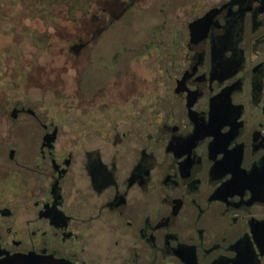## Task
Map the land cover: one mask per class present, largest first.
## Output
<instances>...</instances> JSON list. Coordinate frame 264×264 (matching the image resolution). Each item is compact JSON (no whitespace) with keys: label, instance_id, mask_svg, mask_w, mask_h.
<instances>
[{"label":"flooded vegetation","instance_id":"af4514ba","mask_svg":"<svg viewBox=\"0 0 264 264\" xmlns=\"http://www.w3.org/2000/svg\"><path fill=\"white\" fill-rule=\"evenodd\" d=\"M73 1L0 0V264H264V0Z\"/></svg>","mask_w":264,"mask_h":264},{"label":"rangeland","instance_id":"374dc122","mask_svg":"<svg viewBox=\"0 0 264 264\" xmlns=\"http://www.w3.org/2000/svg\"><path fill=\"white\" fill-rule=\"evenodd\" d=\"M75 1V0H74ZM187 0H184V2H186ZM77 13H74V16L77 17V23H72V22H68L65 23V25L63 27H61V33H59V38H70V37H75L77 34V31H81L83 29L82 26V22L84 21V17L83 15L80 13L81 10H77ZM155 11V10H154ZM58 15L61 18L65 19V12L61 9L59 12H57ZM155 18V19H154ZM153 21H157V18L154 16V14H150L149 12H147V14H140V13H127L124 15L123 19L119 22H117L116 24L112 23L110 24L105 31L104 34L102 32L101 40L100 42L95 46L94 51L96 54L104 52L106 53V55H109L112 53V49H113V43L114 41H118V39H123V40H127V42H124L125 45H123L122 47H126V48H131V44H136L137 43V50L142 49V43H145V39L144 37L149 38L150 36L147 34L148 32V27L150 25V23H152ZM64 23V22H63ZM73 31L72 35L71 32ZM8 30H5V28H2V30H0V44H2L3 50L4 52L8 53H16L17 52V48L16 45L15 47L10 46V43H17L19 42L21 39L18 36H13V35H9ZM9 35V36H8ZM98 37V36H97ZM99 38V37H98ZM97 39V38H96ZM2 40V41H1ZM136 42V43H135ZM97 43V40H95V44ZM15 48V49H13ZM57 54V68H58V73L60 71V73L58 75H62L64 81L61 83V79L59 80V93H49V92H42L41 98L45 101H55L56 99H58V101H61L64 99V95H62L61 92L63 93H69V87L70 85H72L71 83V78L66 76L65 73H62L61 71L64 70V66L65 63H67V61H65L62 57H59V53L56 52ZM10 65H12V62L9 63ZM79 70L81 71V66ZM141 68L140 66H138L137 69ZM93 69V68H92ZM91 71V69H90ZM87 73V76L89 77V80H100L101 78V70H97L94 69V72H90ZM79 82L81 83L80 86L83 85V80H82V73H79V78H78ZM88 79H86V83L89 85L91 84V82ZM102 81V80H101ZM99 81V82H101ZM140 81V80H139ZM44 84V83H43ZM139 84H141L139 82ZM45 85H43L44 87ZM81 89V87H80ZM39 96V95H38ZM37 98V97H36ZM59 123V122H58ZM78 125V126H77ZM74 124L73 127L74 129H80V123L79 124ZM67 128H65V126H61L59 133L64 136L66 135L67 132ZM75 135H79L80 136V132H74ZM80 144V142L78 143Z\"/></svg>","mask_w":264,"mask_h":264},{"label":"trees","instance_id":"16d2710c","mask_svg":"<svg viewBox=\"0 0 264 264\" xmlns=\"http://www.w3.org/2000/svg\"><path fill=\"white\" fill-rule=\"evenodd\" d=\"M17 1L18 0H9L8 5L13 7V6H15ZM58 2H59V0H58ZM82 2H83V0H75V1H73L72 6L73 7L82 6L83 5ZM68 5H70V4L68 3Z\"/></svg>","mask_w":264,"mask_h":264},{"label":"water","instance_id":"95a60500","mask_svg":"<svg viewBox=\"0 0 264 264\" xmlns=\"http://www.w3.org/2000/svg\"><path fill=\"white\" fill-rule=\"evenodd\" d=\"M16 257H17V256H16ZM16 257H15V259H14L13 257H11V258L5 260V261H4V264H11L12 262H16L17 259H18V258H16Z\"/></svg>","mask_w":264,"mask_h":264}]
</instances>
